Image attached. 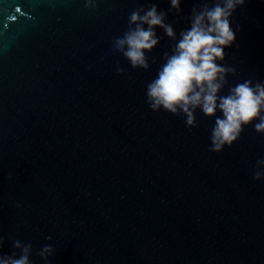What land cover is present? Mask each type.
I'll use <instances>...</instances> for the list:
<instances>
[{
  "label": "water",
  "instance_id": "water-1",
  "mask_svg": "<svg viewBox=\"0 0 264 264\" xmlns=\"http://www.w3.org/2000/svg\"><path fill=\"white\" fill-rule=\"evenodd\" d=\"M202 2L0 0V254L19 256L20 240L31 264H45L44 245L48 264H264V134L254 122L211 152L215 117L197 109L189 128L150 109L147 85L175 43L163 29L148 70L112 51L138 7L166 12L179 40ZM230 19L221 63L236 74L221 95L264 83V0Z\"/></svg>",
  "mask_w": 264,
  "mask_h": 264
},
{
  "label": "clouds",
  "instance_id": "clouds-1",
  "mask_svg": "<svg viewBox=\"0 0 264 264\" xmlns=\"http://www.w3.org/2000/svg\"><path fill=\"white\" fill-rule=\"evenodd\" d=\"M97 3L98 0H85V7L95 9ZM180 3L181 0H170L169 11L180 13ZM245 3L246 0H211L210 6V0H203L201 6L193 7L191 16L185 18L190 27L180 32L179 40L173 25L166 23V12L158 11L156 4L148 9L138 7L129 16L127 30L112 40L113 52L120 53L133 69L144 70L150 67L146 53L152 52L160 42L156 27L175 41L171 53H163L165 62L147 85L146 102L153 111L163 109L186 117L185 124L189 128L199 127L195 116L197 109L207 117H215L210 137L211 152L219 153L225 146L231 147L244 128L254 122L255 131L264 134V83H253L248 79L229 87L227 95L220 94L229 84L227 77L236 74L235 68L221 63L227 55L225 49L236 39L230 18ZM116 71L119 75L125 69L117 65ZM217 112L222 116H217ZM256 165L253 179L261 180L264 171L259 169L264 167V159L257 160ZM3 244L4 239L0 236V248ZM13 247L20 255L17 256L15 251L11 255L0 254V264H31V243L14 240ZM53 254L51 245H44L37 252L45 264Z\"/></svg>",
  "mask_w": 264,
  "mask_h": 264
}]
</instances>
